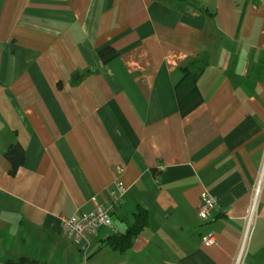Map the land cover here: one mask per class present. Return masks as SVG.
I'll list each match as a JSON object with an SVG mask.
<instances>
[{
    "label": "crops",
    "instance_id": "crops-1",
    "mask_svg": "<svg viewBox=\"0 0 264 264\" xmlns=\"http://www.w3.org/2000/svg\"><path fill=\"white\" fill-rule=\"evenodd\" d=\"M196 59L203 101L182 115L175 86ZM263 154L264 0H0V264H235ZM120 184L115 231L83 251L61 218ZM138 208L146 228L114 250ZM258 216L244 264H264V188Z\"/></svg>",
    "mask_w": 264,
    "mask_h": 264
},
{
    "label": "built area",
    "instance_id": "built-area-1",
    "mask_svg": "<svg viewBox=\"0 0 264 264\" xmlns=\"http://www.w3.org/2000/svg\"><path fill=\"white\" fill-rule=\"evenodd\" d=\"M264 188V154L262 165L258 173L257 181L253 188L250 206L247 214L244 217L245 227L240 249L237 255L235 264H244L248 254V250L255 232L258 221V213L260 200ZM126 193V187L122 184L118 185L116 189L111 191L112 203L111 205L103 204L97 200H93V208L81 215L71 218H61L62 230L70 236L73 241L80 246L83 251L88 250L89 236L97 234L102 229H111L115 231L111 209L114 205L123 202ZM217 198L209 192H204L201 196L200 204L197 208L198 216L203 221H209L212 212L217 206ZM206 245H215L217 238L215 233L211 232L203 238Z\"/></svg>",
    "mask_w": 264,
    "mask_h": 264
},
{
    "label": "trees",
    "instance_id": "trees-1",
    "mask_svg": "<svg viewBox=\"0 0 264 264\" xmlns=\"http://www.w3.org/2000/svg\"><path fill=\"white\" fill-rule=\"evenodd\" d=\"M183 1V0H182ZM100 58L104 63H110L117 56L118 52L108 47L99 52ZM208 67L207 60L196 59L188 66L182 68V77L176 84L175 90L182 115L190 113L194 108L203 101L202 94L198 88V80ZM12 168L10 174L15 176L19 169L25 164V153L19 144H10L4 154ZM148 224V212L143 208H138L134 214V223L126 231L125 234L115 235L109 239L110 246L116 250L125 252L129 250L133 244V240L138 236ZM5 264H48L40 263L27 257L10 259Z\"/></svg>",
    "mask_w": 264,
    "mask_h": 264
}]
</instances>
